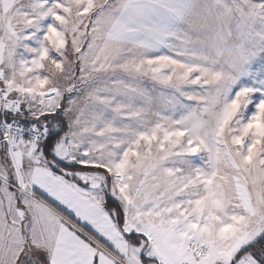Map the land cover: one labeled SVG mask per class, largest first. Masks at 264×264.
I'll use <instances>...</instances> for the list:
<instances>
[{
	"label": "snow or ice",
	"instance_id": "obj_1",
	"mask_svg": "<svg viewBox=\"0 0 264 264\" xmlns=\"http://www.w3.org/2000/svg\"><path fill=\"white\" fill-rule=\"evenodd\" d=\"M0 264H264V0H0Z\"/></svg>",
	"mask_w": 264,
	"mask_h": 264
}]
</instances>
